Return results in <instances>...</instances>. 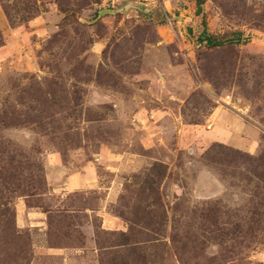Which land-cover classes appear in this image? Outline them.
<instances>
[{"label": "rangeland", "instance_id": "rangeland-1", "mask_svg": "<svg viewBox=\"0 0 264 264\" xmlns=\"http://www.w3.org/2000/svg\"><path fill=\"white\" fill-rule=\"evenodd\" d=\"M0 264H264V0H0Z\"/></svg>", "mask_w": 264, "mask_h": 264}, {"label": "trees", "instance_id": "trees-1", "mask_svg": "<svg viewBox=\"0 0 264 264\" xmlns=\"http://www.w3.org/2000/svg\"><path fill=\"white\" fill-rule=\"evenodd\" d=\"M205 0H198V6H199V13L202 12V6L204 5ZM231 42V41H230ZM240 42V39L238 40V43ZM226 41L218 40L217 38H214L210 34L203 32L201 35V38H199V44L205 46L208 49L214 50L218 49L220 47H223L226 45ZM235 43L234 41L231 42Z\"/></svg>", "mask_w": 264, "mask_h": 264}, {"label": "crops", "instance_id": "crops-1", "mask_svg": "<svg viewBox=\"0 0 264 264\" xmlns=\"http://www.w3.org/2000/svg\"><path fill=\"white\" fill-rule=\"evenodd\" d=\"M82 183V182H81ZM85 183V182H84ZM79 183H78V180H72L71 182H70V187H72V188H76L77 187V185H78ZM85 186H87V184L85 185ZM108 223V221L106 222V224ZM111 223V222H110Z\"/></svg>", "mask_w": 264, "mask_h": 264}, {"label": "water", "instance_id": "water-1", "mask_svg": "<svg viewBox=\"0 0 264 264\" xmlns=\"http://www.w3.org/2000/svg\"><path fill=\"white\" fill-rule=\"evenodd\" d=\"M129 7H132V8H138L139 9V6H136V5H130Z\"/></svg>", "mask_w": 264, "mask_h": 264}]
</instances>
